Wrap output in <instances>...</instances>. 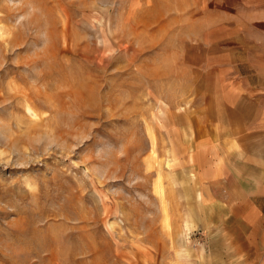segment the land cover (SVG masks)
I'll list each match as a JSON object with an SVG mask.
<instances>
[{"label":"rangeland","instance_id":"374dc122","mask_svg":"<svg viewBox=\"0 0 264 264\" xmlns=\"http://www.w3.org/2000/svg\"><path fill=\"white\" fill-rule=\"evenodd\" d=\"M263 3L0 0V264H264Z\"/></svg>","mask_w":264,"mask_h":264},{"label":"crops","instance_id":"0c3cea01","mask_svg":"<svg viewBox=\"0 0 264 264\" xmlns=\"http://www.w3.org/2000/svg\"><path fill=\"white\" fill-rule=\"evenodd\" d=\"M253 87H257L256 96L255 93L249 94L245 89V128L242 131L241 146L245 152V167L249 170L245 173V180L262 189L264 187V125L258 128L248 126L250 123H255L257 117L264 116V77H259ZM262 195L264 196V193ZM262 211L263 209H260V212Z\"/></svg>","mask_w":264,"mask_h":264}]
</instances>
